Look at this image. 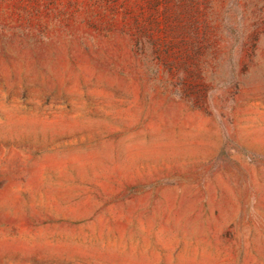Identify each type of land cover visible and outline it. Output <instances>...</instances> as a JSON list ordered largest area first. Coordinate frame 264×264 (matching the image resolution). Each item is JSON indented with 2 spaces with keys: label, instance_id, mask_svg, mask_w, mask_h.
<instances>
[{
  "label": "rangeland",
  "instance_id": "obj_1",
  "mask_svg": "<svg viewBox=\"0 0 264 264\" xmlns=\"http://www.w3.org/2000/svg\"><path fill=\"white\" fill-rule=\"evenodd\" d=\"M0 264H264V0H0Z\"/></svg>",
  "mask_w": 264,
  "mask_h": 264
}]
</instances>
